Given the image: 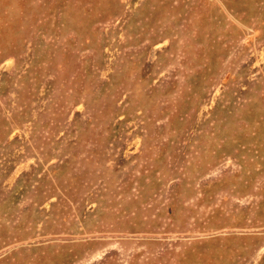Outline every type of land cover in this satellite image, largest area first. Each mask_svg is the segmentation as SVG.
<instances>
[{
	"label": "rangeland",
	"instance_id": "obj_1",
	"mask_svg": "<svg viewBox=\"0 0 264 264\" xmlns=\"http://www.w3.org/2000/svg\"><path fill=\"white\" fill-rule=\"evenodd\" d=\"M0 264H264V0H0Z\"/></svg>",
	"mask_w": 264,
	"mask_h": 264
}]
</instances>
